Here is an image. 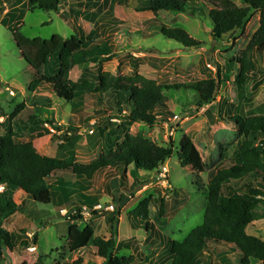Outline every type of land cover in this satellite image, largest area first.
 I'll list each match as a JSON object with an SVG mask.
<instances>
[{"label": "rangeland", "instance_id": "1", "mask_svg": "<svg viewBox=\"0 0 264 264\" xmlns=\"http://www.w3.org/2000/svg\"><path fill=\"white\" fill-rule=\"evenodd\" d=\"M233 2L237 6H242L239 0ZM21 3L23 6H19ZM194 4L203 9V14L196 13L191 16L183 13L158 12L153 15L148 12H138L137 0H116L113 18L120 24L111 28L104 26L103 20V15L109 6L107 3H99L93 7L88 6L85 0H67L58 10L63 17L61 19L60 15L59 20L71 26L73 21L76 22V28L81 30L83 38H86L91 31L95 34L93 40L96 42L89 44V49L93 48V51L91 50L88 59L83 63L75 60L72 65L69 73L72 82H77L83 69L89 68L93 74L101 73L113 78H125L136 72L147 80L163 85H187L206 79H217L220 84L215 101L201 108H197L196 95L190 90L165 92L168 110L164 119L152 127L137 123L130 128L131 135H142L159 146L172 144L174 149L172 157L162 167L166 170V174L160 175L163 170L160 173H145L148 185L142 188V192L140 194H138L140 191L137 192L136 198L135 194L131 196L128 193L129 196H125L122 204L120 201V217L124 215L121 229L126 230L125 227H131L129 231L135 238L123 245V249L116 247L114 254L118 257L133 256L135 260L132 264H147L150 257L156 260L159 247L157 248L155 244L159 240H150L144 230L136 229L134 224L130 223L128 215L135 206L132 209L130 206L127 208L126 203L137 206L146 197L156 198L151 202L150 223L158 233L165 236H162L165 241L170 239V241H183L203 221L206 197L198 188L205 189L210 172L227 169L233 163L232 152L239 140L236 127L222 119L219 114L220 111L225 110L223 103L231 105L233 111L238 108L243 117L264 115V49L254 53L256 72L253 78L256 80L245 86L246 102L244 103L239 98V91L230 85L234 79V72L227 67V64L235 60L246 48L257 30L258 13H253L248 18L244 31H236L220 41H215L211 35V22L205 15L207 6L203 5L202 0H195ZM18 6L17 13L20 14L21 24L19 29L30 39L47 40L56 34L61 37L65 35L67 39L72 37L71 28L62 26V22L56 18V12L32 11L28 0H18V2L0 0V18L6 11ZM162 27L169 30L181 29L190 38L202 43V47L199 50H186L175 41L166 39L161 34ZM13 28L14 26L11 29ZM75 34L80 37L76 31ZM31 72L30 67L21 57L10 30L0 25V123L10 118L12 124L18 128L16 139L23 141L21 139L25 138L24 127L33 126V121L29 118L45 119L51 124L50 127L45 124L50 129L51 135L40 140L39 151L50 157L56 155L57 146L60 144L56 138L70 127L77 130L75 133L77 160L80 163L95 161L102 154L101 136L98 130L104 127L105 118H111L117 124L116 118L126 113L117 114L114 108L113 112L105 110L107 99L111 98L109 93L100 96L99 100L102 103L96 101L95 96L89 93H85L83 97L78 94L73 100L74 107H72V103L55 97L51 88L46 85L35 91H29L28 87L32 81ZM79 97L81 100L78 99ZM110 101L112 102L111 99ZM126 106L128 107L127 104ZM37 110L41 112L39 115H35ZM123 110L127 111V108ZM78 118H81L80 122ZM91 118L93 119L86 123ZM34 128L37 130L34 132L36 134L42 125L35 124ZM55 128L61 131L58 132ZM185 135L193 141L205 164L204 174L197 175L189 168H182L178 163L176 149ZM132 171H135L133 167ZM60 177L68 180L72 174L55 173L48 179V183ZM243 183L242 180L232 181V186L237 189ZM1 188L3 189L2 186ZM119 189L124 190L120 185ZM14 196L18 204L19 197L23 198L24 194L19 191ZM102 196L106 195L102 193L100 197ZM139 196L143 199L138 203L134 202L133 200L138 199ZM106 197L99 200L97 209L96 207L93 209L98 215L115 210V202ZM160 198L165 200L163 217L158 215L159 207L156 200ZM56 203L55 201L50 205H42L28 201L22 210L23 216L21 217L20 211L16 213L15 218L19 217L17 224L24 226L28 246L15 248L13 252L4 249L0 264H36L39 261L42 264H72L78 259L82 264H104L102 259L96 257L97 250L94 248L71 255L66 252V228L69 226L67 214H71L75 207L66 205L65 207L62 206L64 204ZM110 206H113V210L106 211ZM83 211L84 219L91 220L90 223L97 220L93 227L99 233L98 231L103 228L100 221L102 217L89 218L88 209ZM257 212L260 214L261 209L259 208ZM12 229L13 226L9 231ZM247 233L264 240V220L253 223ZM34 235L35 239H33ZM213 249L211 247V258L206 253L202 255L199 264H239V256L234 248L223 244L219 245L217 250L212 251ZM251 264L259 263L253 260Z\"/></svg>", "mask_w": 264, "mask_h": 264}, {"label": "trees", "instance_id": "2", "mask_svg": "<svg viewBox=\"0 0 264 264\" xmlns=\"http://www.w3.org/2000/svg\"><path fill=\"white\" fill-rule=\"evenodd\" d=\"M66 1L28 0V5L31 6L32 11L49 13L57 12ZM115 1L85 0V3L93 7L99 3L109 4L103 20L112 25L111 27H115L120 24L113 18ZM194 1L137 0L138 12H148L153 15L158 12L183 13L191 16L196 13L203 14V9L196 7ZM239 2L242 6H237L233 0H202L203 5L208 8L205 15L211 22V35L215 41H220L236 31H244L248 18L253 13L259 15L258 28L246 48L235 60L227 64L230 71L234 72V79L230 85L239 91V98L244 103L246 102L245 86L256 80L253 78L256 72L254 53L264 49V0H239ZM13 12L16 14L17 10H9L0 24L10 30L21 57L32 71L29 91L46 85L51 88L55 97L72 103V107H74L73 100L78 94L83 97L85 93H89L95 96L96 101L102 103L99 100L100 96L109 93L111 98L107 99L105 110L113 112L114 108L117 114L122 112L126 114L116 118L117 124L111 118H105L104 127L98 130L101 136L102 154L88 165L76 162L77 130L70 127L56 138L60 144L53 158L40 155L33 146V140L26 143L19 142L16 139L17 135L12 131L0 135V187H3V191L0 192V261L4 249L13 252L15 248L28 246L23 229L9 232L5 228L12 217L22 210V207L13 201L14 191L22 192L34 203L50 205L55 194V184H49L48 179L55 173L70 172L76 180L88 182L95 173L120 167L123 175L120 178L122 188H124L127 169L130 167L145 173H160L163 165L173 155V145L159 146L142 135H131L130 128L137 123L152 127L164 119L168 110L165 92L190 90L196 95L197 108H201L212 104L220 90L217 79H206L187 85H163L147 80L136 72L125 78H113L106 74H93L89 68H84L79 80L72 82L69 78L72 65L75 60L83 63L88 59L91 53L89 44L96 42L93 40L94 32L91 31L86 38H83L81 30L76 28V22H73V29L79 31L80 37L75 34L64 39L56 34L47 40L30 39L21 33L19 27L15 29L8 27V19ZM21 14L23 17V12ZM161 34L186 50H199L202 47V43L193 40L181 29L169 30L162 27ZM223 104L225 110L220 111L219 114L222 119L236 127L239 140L232 152V166L210 172L205 189L198 188L206 197L202 224L193 229L183 241L165 242L170 257L169 264H199L202 255L211 252V247L223 244L236 250L239 264H251L253 260L264 264V240L247 233L253 223L264 220V115L243 117L238 108L233 111L231 105ZM125 108L127 111L123 110ZM225 114L227 116H222ZM10 122L9 118L5 124ZM40 124L44 125L45 122L40 121ZM43 130L44 132L37 135V138L51 134L49 130L45 128ZM176 157L182 168H189L197 175L204 174L205 164L188 136H183L178 143ZM241 180L244 183L235 189L232 181ZM146 185L145 182L135 180L128 193L132 196ZM114 195L115 210L100 214L109 227L110 237L107 240L94 237L92 226L83 219L82 208H76L71 214H67L69 226L65 239L68 253L74 254L93 247L104 264L134 262L133 256L118 257L114 254L115 224L120 217L119 202L122 193L117 192ZM151 202L150 197L144 198L128 217L131 224L134 226L138 224L139 227L136 229L145 231L147 238L160 242L162 235L150 223ZM156 202L159 207L158 215L163 217L165 200L160 198ZM94 208L93 206L86 208L90 218L98 215L93 211ZM259 208L260 214L257 212ZM36 264L42 263L39 261ZM72 264H82V261L78 259Z\"/></svg>", "mask_w": 264, "mask_h": 264}, {"label": "crops", "instance_id": "3", "mask_svg": "<svg viewBox=\"0 0 264 264\" xmlns=\"http://www.w3.org/2000/svg\"><path fill=\"white\" fill-rule=\"evenodd\" d=\"M19 6H23V3H21ZM19 6L13 8L11 10H17V8H19ZM7 12L8 11H6L5 14ZM55 15H56V18H58V20L60 18L61 19L63 18L62 15H61V12H59V11H57L55 13ZM60 15H61V17L59 18ZM3 16L0 18V21L3 18ZM23 19L24 18H22V20ZM59 21H61V20H59ZM61 22H62V26L63 27H70L71 28L70 29V34H71V36H74L75 35V30L73 29V24L71 26V25H69L66 22H63V21H61ZM8 25H9L8 27H10V28H12L13 26H14V29H15V27L18 28L21 25L20 24V14H18V13L15 14L13 12L11 14V17L8 19ZM23 26H24V24L22 23V27ZM104 26H106L107 28H111L112 25L107 24V21H104ZM111 31H113V29H111ZM76 32L80 36L79 31H76ZM27 38H29V37H27ZM62 38H66V36L64 35V37H62ZM92 49H89V50L91 51ZM0 83H1V81H0ZM40 87H38L36 89H40ZM43 87H45V86H43ZM77 103H78V101H77ZM41 110H43V109H41ZM40 113L41 112L39 110H37L35 115H39ZM92 119L93 118H91L86 123H89ZM29 120L30 121H33V126H30L29 125L27 127H24V129H25L24 130L25 131V133H24L25 136L24 137L25 138L21 139L23 141H20V140H17V141L22 142V143H26V142H28L30 140H33V146L36 149V151L40 155H42V156L50 157L48 155H45V153H42V152L39 151V143H40V140H44L45 137L46 136H49V135H45V136H43L41 138H37L36 137L37 135H39V134H41V133L44 132L43 128H45V130L47 129V130L50 131V129L46 127V125L50 127V125L48 124L49 122L45 121V119H43V118H37L36 119V118L31 117V118H29ZM80 120H81V118H78V122H80ZM85 120H86V118H85ZM4 121L5 122L0 123V129L2 130V132L0 133V135L5 134L7 131H12L15 134L18 133V128L14 124H12V122L9 123V124H5L6 123V120H4ZM40 121L45 122L46 125L45 124L44 125L40 124ZM35 124L42 125V128L40 130H38V132L36 134L34 133V132L37 131L34 128ZM101 149H102V146H101ZM55 153L57 154V150H56ZM77 157L78 156H77V151H76V147H75V158H76V162L77 163H80L77 160L78 159ZM51 158H53V157H51ZM89 160H92V159H89ZM80 164H82V165H88L90 163H80ZM121 171L122 170H121L120 167H113L111 169H107V170H104V171H100L98 173H95L93 175V177H92V180H90L88 182L81 181V180L78 181V180L75 179V177L73 175H72V177L68 178V180L67 179H64V178H61V177L60 178H57L53 182L49 183V184H55V190H54V192H58V194H56V193L54 194L53 202L55 203V201H56L57 202L56 204H60V205L61 204H64L62 206H65V205L66 206H73V207H75V209L76 208H82L84 210L87 207H89V208L92 207V206L93 207H96L98 204H100L99 203V200L103 199L106 196H107L106 198L108 200L113 201L114 199H116V196L114 194H116L117 192H120V193H122V197H121V200H120L121 201V204H122L124 202V200H125V196H129V195H127L128 194V190L130 189V186H131V184H132L133 181H135V180L140 181L141 180L142 182H145L146 183L148 181V179L145 176L146 175L145 172H141V171H137V170L132 171V167H130V168L127 169L126 179H125V182H124L125 184H124V188H123L124 190H122V189H119L120 178L123 176ZM104 184H106V185H104ZM141 190H139L140 192L137 191V192H139L138 194H140L142 192ZM18 192L19 191L16 190L13 193V201H14L15 204H16V202H15V199H14V197H15L14 195H16ZM137 192L134 193L135 194L134 195L135 198H136V195H137L136 193ZM102 193L105 194L106 196H102V198H101L100 196H101ZM149 197L151 198V200L156 199V198H153L151 196H149ZM149 197H146V198H149ZM19 198H20V203H18L16 205L21 206L22 207V210H23L24 209V206L26 205V203L29 200L25 197V195L23 196V198H21V196ZM142 199H140V196H139L138 199H135L133 201L136 202V203H138ZM66 201H68V203H66ZM129 206L131 207V209L133 208V206H135V208L137 207L133 203H131V204L130 203H126V207L128 208ZM119 208H120V202H119ZM22 210L20 211L21 217L23 216V213H22L23 211ZM60 210H62V209H60ZM15 217H16V214L12 217L11 221L5 226V228H6L7 231H9V229L13 226L12 231H9V232H17L18 229H23L24 228V226H22L21 224H17V221H18L19 217L18 218H15ZM97 217H102V216H100V215L98 216L97 215L95 217V219ZM89 218H90V216H89ZM119 218H120L119 219V222H118L117 226H115L116 227V247H121L123 249V245H125L127 243H130L129 240H132L133 238H135V236H133V233L131 231H129L131 227H125L126 230H124V228L121 229V223L123 222L124 215H121V217H119ZM84 221L85 222L87 221L88 224L92 226L93 231H94V237H99V238H102V239H105V240L109 239V237H110V231H109V228L107 227V224L105 222L104 217H102V219L100 220L102 222L103 228H102L101 231H98L99 233L102 234V236H101V234L97 233V229H95L93 227L95 225L94 222L97 221V220L93 221L92 223H90L91 220L84 219ZM135 227L138 228L139 227L138 224H135ZM27 235H29V233H27ZM163 237H165V236H163ZM162 240L163 241H160V242L158 241L157 244L153 243V244H155V246L157 248L159 247V252L155 256L156 257V260H154L153 258L150 257L149 260L147 259L148 260V263L147 264H150V263H152V264H169L170 263V257L168 255L167 247H166V243H165L166 241L164 240V238ZM145 241H146V237H145ZM173 241H175V240H173ZM65 246H66V252L68 253L66 242H65ZM92 248L93 247H91V249ZM213 248L214 247H212V249ZM214 249L217 250V247L214 248ZM214 249L212 251H214ZM82 251H85V250H82ZM93 252L96 255V252L94 250H92V253ZM214 253H213V255H214ZM205 254L206 253H204L203 255H205ZM207 255H209L210 258L212 256L211 252L208 253ZM96 257H97V255H96ZM151 261H153V262H151Z\"/></svg>", "mask_w": 264, "mask_h": 264}, {"label": "built area", "instance_id": "4", "mask_svg": "<svg viewBox=\"0 0 264 264\" xmlns=\"http://www.w3.org/2000/svg\"><path fill=\"white\" fill-rule=\"evenodd\" d=\"M163 170V173L162 174H160L161 176H163V174H166L165 172H166V170L165 169H162ZM2 190V188L0 187V191ZM95 209H97V207L95 208ZM101 209V208H100ZM85 210V209H84ZM108 210H113V206H110L108 209H106V211H108Z\"/></svg>", "mask_w": 264, "mask_h": 264}]
</instances>
